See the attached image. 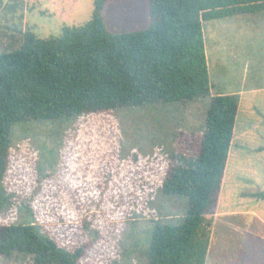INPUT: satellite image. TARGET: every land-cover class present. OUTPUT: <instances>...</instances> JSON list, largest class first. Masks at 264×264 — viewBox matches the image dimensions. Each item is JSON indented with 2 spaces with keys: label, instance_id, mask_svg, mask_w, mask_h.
Returning a JSON list of instances; mask_svg holds the SVG:
<instances>
[{
  "label": "rangeland",
  "instance_id": "374dc122",
  "mask_svg": "<svg viewBox=\"0 0 264 264\" xmlns=\"http://www.w3.org/2000/svg\"><path fill=\"white\" fill-rule=\"evenodd\" d=\"M92 8L93 0H0V53L17 49L28 26L39 37L57 36L63 26L87 22ZM147 11L148 0H107L102 15L111 32L125 33L145 28ZM203 26L211 89L260 88L244 97L252 113L239 108L217 206L206 214L213 220L206 264H264V200L252 196L264 190V10ZM246 58L250 68L241 75ZM208 102L206 96L15 124L0 225H37L69 250L85 244L80 264H147L154 223L185 215L186 198L164 195L161 184L171 149L196 151V141H188L203 131ZM29 261L0 255V264Z\"/></svg>",
  "mask_w": 264,
  "mask_h": 264
},
{
  "label": "trees",
  "instance_id": "16d2710c",
  "mask_svg": "<svg viewBox=\"0 0 264 264\" xmlns=\"http://www.w3.org/2000/svg\"><path fill=\"white\" fill-rule=\"evenodd\" d=\"M106 2L93 0L90 19L57 36L28 26L17 49L0 53V184L17 123L207 96L204 129L188 141L196 151L171 149L161 184L164 195L186 198L185 215L155 222L146 249L147 264H206L213 224L206 214L217 206L239 95L210 94L203 23L263 11L264 0H148V25L125 33L107 28ZM252 196L264 200V190ZM14 253L29 264H80L85 244L69 250L37 225L1 224L0 255Z\"/></svg>",
  "mask_w": 264,
  "mask_h": 264
},
{
  "label": "crops",
  "instance_id": "0c3cea01",
  "mask_svg": "<svg viewBox=\"0 0 264 264\" xmlns=\"http://www.w3.org/2000/svg\"><path fill=\"white\" fill-rule=\"evenodd\" d=\"M220 50H221V48H220ZM206 51H207V48H206ZM207 56H208V54H207ZM249 61H250V58L243 59V63L241 64V75H245V70L248 72V69L250 68V62ZM208 64H209V68H210L209 58H208ZM259 91H260V88H257V89L256 88H251V89L245 90L244 86H240V87H238V89H236L235 87L228 86L226 89H223L221 91L210 89V94L211 95H216V94H233V93H237L239 95V104H238V111H239V108L242 105H244V108L246 107V103H245V98L244 97L251 99V98L255 97V95H257L259 93ZM249 106H248L249 110L246 107V109H247L246 111H249L250 113H252L253 110ZM238 111H237L236 121H237L238 114H239ZM235 124H236V122H235ZM258 219L261 222L264 221L263 218H261L259 216H258ZM244 233H251V231L244 230ZM245 241H246V239H245ZM248 243L249 242H247V244Z\"/></svg>",
  "mask_w": 264,
  "mask_h": 264
}]
</instances>
